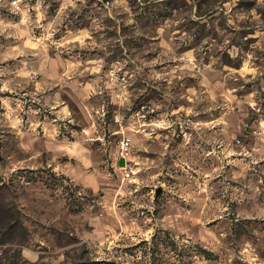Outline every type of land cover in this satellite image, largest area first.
Segmentation results:
<instances>
[{
    "label": "rangeland",
    "instance_id": "374dc122",
    "mask_svg": "<svg viewBox=\"0 0 264 264\" xmlns=\"http://www.w3.org/2000/svg\"><path fill=\"white\" fill-rule=\"evenodd\" d=\"M11 3L1 264H264V0Z\"/></svg>",
    "mask_w": 264,
    "mask_h": 264
},
{
    "label": "clouds",
    "instance_id": "9594fccd",
    "mask_svg": "<svg viewBox=\"0 0 264 264\" xmlns=\"http://www.w3.org/2000/svg\"><path fill=\"white\" fill-rule=\"evenodd\" d=\"M22 3V0H12V3H11V9L13 10H18L19 9V5ZM68 5H71L73 8L76 7V3H75V0H66V3H65V7H67ZM23 22V21H22ZM49 37H44V39H48ZM76 39H79L81 41V43H83V40L80 38V37H77ZM73 41H69L68 43H72ZM39 44V42H37V45H31L30 43L29 44H26V46H30V47H37ZM15 51V50H14ZM244 72H251L253 75H255V69H249V68H245ZM35 73H20V75H34ZM244 73H242L243 75ZM3 89H0V91H2ZM255 95V93L251 94L249 96V100H248V103H249V106L253 109H256V102L255 100L252 98L253 96ZM259 109H257L258 111ZM64 111L70 115V113L68 112V109H67V106L64 108ZM188 112L190 113L191 112V109H188ZM18 123V122H17ZM15 126V125H13ZM260 128L261 129H264V120L260 121ZM99 139H101V141L103 142V137H98ZM244 155H249V153L245 152ZM151 233H152V229H148L146 232L144 233H141V235L143 236L144 239L146 240H149L151 239ZM123 235V231L117 235L115 232L112 233V237L110 240H102L101 241V248L103 247L104 244H107L108 245V249L109 251H111L112 247L114 245H116V241L119 240L121 238V236ZM24 255L25 257H28L30 259H32L33 261L35 259H37V257L33 256L31 253L25 251L24 252ZM101 255H103V253L101 252ZM63 259V257H61V260Z\"/></svg>",
    "mask_w": 264,
    "mask_h": 264
},
{
    "label": "built area",
    "instance_id": "2783aa9c",
    "mask_svg": "<svg viewBox=\"0 0 264 264\" xmlns=\"http://www.w3.org/2000/svg\"><path fill=\"white\" fill-rule=\"evenodd\" d=\"M121 65V60L120 59H117L115 62H114V69H112V77H116L119 81L122 82V84L126 83L127 82V76L125 74V72H121L119 73L118 72V68L120 67ZM131 137L129 136H124L121 140H120V143H119V158H124L125 159V165L123 166V176L126 178V179H129L132 177L133 175V168L131 166V164L129 163L128 161V154L130 153V149H131Z\"/></svg>",
    "mask_w": 264,
    "mask_h": 264
},
{
    "label": "water",
    "instance_id": "95a60500",
    "mask_svg": "<svg viewBox=\"0 0 264 264\" xmlns=\"http://www.w3.org/2000/svg\"><path fill=\"white\" fill-rule=\"evenodd\" d=\"M0 158H1V156H0ZM120 164H121V165L125 164V159H124V158H121V159H120Z\"/></svg>",
    "mask_w": 264,
    "mask_h": 264
},
{
    "label": "trees",
    "instance_id": "16d2710c",
    "mask_svg": "<svg viewBox=\"0 0 264 264\" xmlns=\"http://www.w3.org/2000/svg\"><path fill=\"white\" fill-rule=\"evenodd\" d=\"M0 228H1V216H0ZM0 239H1V230H0ZM0 264H1V256H0Z\"/></svg>",
    "mask_w": 264,
    "mask_h": 264
}]
</instances>
